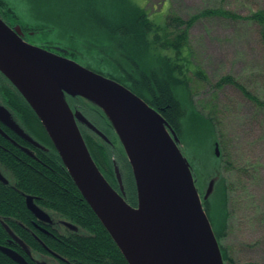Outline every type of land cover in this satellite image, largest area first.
Masks as SVG:
<instances>
[{"label": "water", "instance_id": "1", "mask_svg": "<svg viewBox=\"0 0 264 264\" xmlns=\"http://www.w3.org/2000/svg\"><path fill=\"white\" fill-rule=\"evenodd\" d=\"M0 71L36 112L79 192L129 264H225L203 204L216 179L202 197L176 131L156 109L118 81L28 45L1 19ZM67 95L99 107L117 133L133 170L136 207L126 201L122 183L119 193L96 165L78 121L103 134L81 112L73 113ZM214 145L219 158L220 143Z\"/></svg>", "mask_w": 264, "mask_h": 264}, {"label": "flooded vegetation", "instance_id": "2", "mask_svg": "<svg viewBox=\"0 0 264 264\" xmlns=\"http://www.w3.org/2000/svg\"><path fill=\"white\" fill-rule=\"evenodd\" d=\"M80 5L79 11L83 12L79 14L72 9L50 15L33 10L26 19L20 17L11 0H0V19L28 45L92 71L110 67L105 56L110 52L123 56L126 63L119 67H131L133 57L123 49L121 32L109 25L118 18L87 14V0H80ZM119 21L123 23L121 17ZM100 37L105 41H98ZM66 99L73 113L81 112L104 135L78 121L100 171L118 192L120 183L125 191L124 182L134 174L117 133L98 110L81 98L67 95ZM87 110L96 115V120ZM33 116L38 118L20 90L0 71V264H126L120 249L110 243L100 224L92 223L81 201L73 210L50 199L53 195L43 182L63 190L74 203L77 195L63 162L54 158V144L52 147L42 142L29 127L28 119ZM29 198L42 217L29 208Z\"/></svg>", "mask_w": 264, "mask_h": 264}, {"label": "rangeland", "instance_id": "3", "mask_svg": "<svg viewBox=\"0 0 264 264\" xmlns=\"http://www.w3.org/2000/svg\"><path fill=\"white\" fill-rule=\"evenodd\" d=\"M127 1L130 6H142L154 23L161 24L165 23L169 14L187 21L207 9L222 8L242 16L264 9V0ZM11 2L20 17L26 19H29L33 10L45 15L64 14L71 9L74 13H80V0ZM116 2L120 7L126 4L125 0ZM262 30L264 33V27L248 21L209 17L198 19L190 31V46L194 52L193 67H201L212 85L222 77L232 75L242 78L252 86L250 82L254 71L262 73L264 77ZM85 31L88 33V29ZM98 39L105 41L101 37ZM152 56L149 52L148 57ZM142 59L145 62L147 60L144 55ZM192 86L197 92L196 102H210L215 106L213 111L224 134V157L227 164L231 165L224 175L231 184V209L235 211V216L232 219L233 230L223 240V245L230 246L235 264H264V113L253 106L234 86L228 85L214 93L207 87L208 83L194 77ZM184 127L186 135L180 145L184 155L199 166L196 168L200 178L212 176V163H215V158L212 150L214 139L210 129L206 124L193 120H185ZM208 186L209 183L204 184L202 195ZM216 190L210 197L209 212L214 223L212 226L219 229L225 218V203L222 188Z\"/></svg>", "mask_w": 264, "mask_h": 264}, {"label": "trees", "instance_id": "4", "mask_svg": "<svg viewBox=\"0 0 264 264\" xmlns=\"http://www.w3.org/2000/svg\"><path fill=\"white\" fill-rule=\"evenodd\" d=\"M87 2L89 3L87 14L118 18L117 20L110 21L109 25L113 26V30L121 32L122 38L120 41L123 43V49L126 53H129L127 54L128 56L132 55L133 57L131 60V67H129V65L119 67V65L124 62V60H122V55L112 52L108 55L105 54L107 57L106 59L110 62V67L97 72L125 85L132 92L145 100L150 106L158 110L176 131L181 144H183L184 136L186 135V129L184 127L185 120H193L200 124H206L210 129L214 139L212 150L216 142L220 143V148L222 146L221 156L217 158L214 155L215 163H212V176L207 175V177L200 178L201 176L196 168L199 166L192 162H190V164L196 180V185L200 192L204 184L209 183L212 179H216L214 192L219 187H221L224 192V222L219 229H215L214 227L213 229L220 243L225 264H235L230 246L227 247L223 245V240L227 239L233 230L232 219L235 216V211L231 209V184L226 181L224 175L225 171L231 167L230 164H227L226 158L224 157V134L220 128V121L213 111L215 106L210 102H205L204 104L200 101L196 102L197 92L193 89L192 77L208 83L207 87L214 93H217L228 85L236 87L253 106L263 113L264 77L261 75L262 73L260 74V72L254 71L252 82H250L252 86L242 78H236L232 75L224 76L212 85L201 67H193L194 52L190 46V31L198 19L207 17L223 18L232 21H248L264 27V9L253 12L248 16H242L237 12L224 10L222 8L207 9L187 21H184L178 16L169 14L165 23L161 24L154 23L150 19L147 10L142 6L137 4L130 6L127 0H125L126 4L124 7L117 6L116 0H87ZM82 12L83 11H80V13ZM120 17L123 19V23L119 21ZM122 24L123 27H121ZM262 41L264 42L263 30ZM149 52L153 55L150 58L148 57ZM142 55L147 59L146 62L142 59ZM182 90L184 91L183 93ZM213 100H215V98ZM81 101L89 107H94L106 120H108L99 107L92 103L85 102L82 98ZM86 113L91 119L96 120V115L92 114L91 111L87 110ZM28 120L29 127L40 140L53 147L52 141L39 118L33 116ZM54 158L58 161H62L57 151H55ZM62 164L61 166L63 167ZM64 171L77 195V201L74 203L71 198H66L63 190L56 189L55 186L50 185L48 182H43L44 188H49L47 192L53 195L50 199L57 205L60 203L65 205L66 209L70 208L73 210L78 209L77 206L81 201L80 203L83 208H85L84 211L89 212L92 223L100 224L105 233H107L110 243L112 242L114 246L118 248L115 241L104 228L88 203L85 200H79L82 198V195L68 171L65 168ZM208 178H210L209 182ZM107 180L109 181L108 178ZM109 182L112 185V182ZM124 186L126 201L136 206L138 199L135 179L132 177L130 181H125ZM18 187H21L20 183H18ZM203 204L212 225H214L209 212L211 210L210 198L207 201H203ZM6 215L16 217L17 214ZM121 256L123 257L122 254ZM124 261L128 264L125 259Z\"/></svg>", "mask_w": 264, "mask_h": 264}]
</instances>
